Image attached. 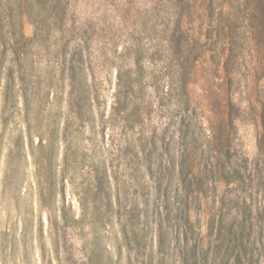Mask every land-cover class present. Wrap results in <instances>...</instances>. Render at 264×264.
Returning a JSON list of instances; mask_svg holds the SVG:
<instances>
[{"label": "rangeland", "instance_id": "obj_1", "mask_svg": "<svg viewBox=\"0 0 264 264\" xmlns=\"http://www.w3.org/2000/svg\"><path fill=\"white\" fill-rule=\"evenodd\" d=\"M0 264H264V0H0Z\"/></svg>", "mask_w": 264, "mask_h": 264}]
</instances>
